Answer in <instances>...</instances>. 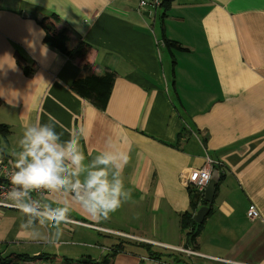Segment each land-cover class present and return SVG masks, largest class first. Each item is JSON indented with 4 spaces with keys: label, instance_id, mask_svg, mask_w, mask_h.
<instances>
[{
    "label": "crops",
    "instance_id": "obj_1",
    "mask_svg": "<svg viewBox=\"0 0 264 264\" xmlns=\"http://www.w3.org/2000/svg\"><path fill=\"white\" fill-rule=\"evenodd\" d=\"M166 1L161 20V9H140L137 0H0V122L10 128L0 157L15 161L28 124L55 121L62 139L82 126L86 165L116 150L109 140L127 152L122 179L130 192L99 220L66 191L44 197L45 208L67 204L69 218L83 223L55 225L47 217L0 208L1 255L51 254L73 264L83 258L96 264H177L150 258L148 251L119 249L117 237L123 235L160 242L181 264H264V0ZM41 13L59 17L58 26L70 30V46L78 38L91 45L88 70L43 42ZM162 26L169 39L189 49L172 51L174 87L186 117L170 87ZM18 53L33 66L32 74L23 73ZM105 69L115 78L100 109L71 83ZM206 157L218 163L224 179L192 242L180 224L181 215L192 211L181 175ZM251 207L258 211L253 219L246 214ZM121 220L126 227L118 226ZM136 227L143 233L126 230Z\"/></svg>",
    "mask_w": 264,
    "mask_h": 264
},
{
    "label": "clouds",
    "instance_id": "obj_2",
    "mask_svg": "<svg viewBox=\"0 0 264 264\" xmlns=\"http://www.w3.org/2000/svg\"><path fill=\"white\" fill-rule=\"evenodd\" d=\"M41 34L42 33V30ZM29 47H33L29 42ZM47 46L43 53L47 54ZM15 62L13 61V64ZM87 135L81 126L67 138H61L55 121L28 124L20 139V151L14 161L10 177L12 185L7 197L27 216H34L39 209L24 202L33 191H66L73 200L94 219H106L130 196L122 179L128 154L109 140L114 151L97 155L90 165L80 143ZM110 167L115 171L110 172ZM70 207L66 204L44 212L55 225L67 221ZM34 235L39 236L35 229ZM60 235V233L58 234Z\"/></svg>",
    "mask_w": 264,
    "mask_h": 264
},
{
    "label": "trees",
    "instance_id": "obj_3",
    "mask_svg": "<svg viewBox=\"0 0 264 264\" xmlns=\"http://www.w3.org/2000/svg\"><path fill=\"white\" fill-rule=\"evenodd\" d=\"M169 7V1L163 0L161 4V13L160 18L161 20L165 16V12ZM39 23L42 26L44 30L43 35V42L47 45H50L54 47L56 50L60 51L62 54H64L67 58L71 59L74 63L80 65L85 70H88L91 65L90 61V51H91V45L87 43L85 40L78 38L76 43L73 46L69 45V39H70V30L65 27H59V17L55 13H41L39 18ZM161 40L164 45V47L169 51L171 55V84H172V92L173 97L175 99L176 107L180 113L181 116L186 117L184 112V107L178 97L177 91L174 87V67H175V60L172 55L173 50L177 51H189L187 47L182 45L180 42L176 40L169 39L162 26V32H161ZM18 64L20 65L23 73L25 75H30L33 72V66H28L25 64L24 60L25 58L18 53V56L16 58ZM115 78V72L111 70H104L101 74H94L89 73L83 77L76 78L71 83V88L80 96L88 99L92 102V104L95 105V107L100 109H105L106 104L109 99V95L111 92L112 84ZM186 127L183 128L182 133H179L177 135V139L179 140L185 133ZM10 133V128L7 124L0 122V150L4 151V143L6 141V137ZM7 155H3V157H6ZM214 168H217L220 173V179L216 186V189L219 185V183L224 179V172L219 166H214ZM188 192L191 196V212H185L181 215L180 218V224L183 231H187V235L189 237L190 241H195L196 232L198 229L202 227V223H196L193 220V214L194 211L197 209V202L200 200V202L203 204H206V202L200 198L195 192L194 189L190 186L187 187ZM118 249V248H117ZM116 249V250H117ZM120 249V248H119ZM150 250V249H149ZM148 251L147 255L150 258L161 260L164 262H172V263H179L181 259H178L174 253H171V251L163 250V251H157V252H151ZM63 260L65 264H73L70 262L69 259L66 257L56 256V255H27V254H16V253H10L8 255H1L0 254V264H22L25 261H33V260ZM178 259V260H177ZM79 263L82 264H96L95 262H92L89 258L86 262L81 261V259H78ZM187 264V263H183Z\"/></svg>",
    "mask_w": 264,
    "mask_h": 264
},
{
    "label": "built area",
    "instance_id": "obj_4",
    "mask_svg": "<svg viewBox=\"0 0 264 264\" xmlns=\"http://www.w3.org/2000/svg\"><path fill=\"white\" fill-rule=\"evenodd\" d=\"M137 1H138V7L140 9L148 8L150 12H156L158 9L161 8V4L163 0H137ZM215 165L218 166V163L215 162L213 159L206 157V161L202 166L195 168L190 167L189 169H185L181 175L184 185H186V187L188 186L192 187L194 189V192L200 198H202L204 193V188L210 177L211 170L214 168ZM13 171H14L13 160L11 158L0 157V208L13 209L21 212L14 205V203L10 201L7 197V193L10 191L12 187V185L10 184V177ZM48 193L50 192L45 190L33 191L29 193L28 197L24 198V202L34 204V206H36L39 209V212L33 216L37 220H41L42 218L47 217L44 215V212L48 209L45 208L43 204V199ZM246 214L250 219H253L258 216V211L254 207H251ZM64 222L83 223L81 221L73 220L71 218H68V220ZM94 227L98 228L99 230L101 229L97 226ZM141 240H143L144 242H152L143 238ZM170 247L174 250L185 251L189 254L197 253L196 251L188 248H183V247L181 248L177 246H170Z\"/></svg>",
    "mask_w": 264,
    "mask_h": 264
},
{
    "label": "rangeland",
    "instance_id": "obj_5",
    "mask_svg": "<svg viewBox=\"0 0 264 264\" xmlns=\"http://www.w3.org/2000/svg\"><path fill=\"white\" fill-rule=\"evenodd\" d=\"M163 49V48H162ZM166 49V48H165ZM163 52H164V54H165V62L167 61V65H169L170 63H171V61H170V58H169V56H168V54H169V51L166 49V50H162ZM170 55V54H169ZM170 75H171V66H170ZM170 81H172V78H171V80ZM172 86V84L170 83V87ZM184 136V135H183ZM182 138V137H181ZM199 208V207H198ZM125 220H121L120 222H119V225L118 226H121V227H126L125 226ZM93 231H91V233H92V235L94 236V237H100V233L98 232V231H96V229H92ZM126 230H133L134 232H140V234L141 233H143V230L142 229H137V227L135 228V229H132V228H129V229H126ZM149 231H152V228H150L149 229ZM125 235V234H124ZM137 239V240H136ZM142 239V238H141ZM141 239H139V241H138V238H136V237H130V238H128V237H124L123 235L121 236H118L117 237V242H119L118 243V248H122V246H123V248L124 249H128V248H131V249H133L135 252H140V251H142V252H144V253H147V250H149V251H151V252H157V251H163V250H167V248H165V247H161L162 246V243H160V242H157V241H152L151 243H147V242H144L143 240H141ZM122 244H121V243ZM184 248V247H183ZM138 250H140V251H138Z\"/></svg>",
    "mask_w": 264,
    "mask_h": 264
},
{
    "label": "water",
    "instance_id": "obj_6",
    "mask_svg": "<svg viewBox=\"0 0 264 264\" xmlns=\"http://www.w3.org/2000/svg\"><path fill=\"white\" fill-rule=\"evenodd\" d=\"M26 16V15H24ZM220 179V173L217 168H213L210 173V177L208 179V182L204 188V193L202 199L206 202V204L200 206L196 212L193 214V220L196 223H202L206 214L210 210V204L212 203L215 191H216V186L219 182ZM83 262H86L87 259L83 258Z\"/></svg>",
    "mask_w": 264,
    "mask_h": 264
}]
</instances>
